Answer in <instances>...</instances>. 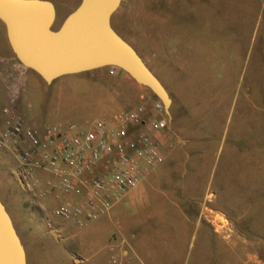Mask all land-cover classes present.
<instances>
[{"label": "rangeland", "instance_id": "374dc122", "mask_svg": "<svg viewBox=\"0 0 264 264\" xmlns=\"http://www.w3.org/2000/svg\"><path fill=\"white\" fill-rule=\"evenodd\" d=\"M48 1L56 7L54 29L81 2ZM124 3L125 9L113 15V27L123 34L124 28L117 22L124 23L125 39L145 58L151 70L165 69L163 75L157 76L173 101L170 110L173 128L180 129V120L184 118L190 123L189 135L180 136L181 142L174 148L175 160L167 167L159 165L154 174L193 177V184L172 187L180 193L185 186L192 188V199L184 202L188 211L193 212L191 217L200 220V235L194 233L186 244L180 241L171 250L161 249L162 261L198 264L202 238L208 242L202 264H264V108L253 106L257 92L264 96V0H124ZM0 67L4 69L2 74L19 81L34 75L14 54L6 55L1 42ZM172 67L178 79L184 78L183 83L174 81L176 85L172 86L173 81L166 74ZM114 70L115 74L127 75ZM114 75L110 77L116 79ZM223 77L227 87L232 84L240 93L237 105L234 103L232 108L218 102V83ZM89 82L86 78H74L60 87L56 82L49 89L51 94L61 88L72 92ZM27 85L37 91L31 83ZM262 103L264 106V99ZM8 106L10 98L0 83V111ZM102 119L94 118L90 123ZM224 131L225 149L220 147L217 154L214 147H219ZM229 144L236 148L232 153ZM186 155L188 161L183 159ZM18 168L16 158L0 150V198L15 221L18 211L10 205L6 194L18 185L15 177ZM160 240L164 242V238ZM43 260L46 263L50 259ZM84 264L108 263L90 257Z\"/></svg>", "mask_w": 264, "mask_h": 264}, {"label": "crops", "instance_id": "0c3cea01", "mask_svg": "<svg viewBox=\"0 0 264 264\" xmlns=\"http://www.w3.org/2000/svg\"><path fill=\"white\" fill-rule=\"evenodd\" d=\"M120 9H125V6H120ZM117 23L119 27L123 26L125 34V24ZM160 24L163 23L160 21ZM3 26L0 21V42L3 44L4 53L14 54ZM141 57L151 70L145 58ZM153 69L151 71L156 76L165 73L162 67ZM174 70L175 67H172L166 72L173 81L172 86L184 82V78L178 79L175 76ZM2 71L4 69L0 67V83L10 98V106L17 109L29 127L64 125L70 122L87 127L92 124L90 121L94 118L111 120L120 110L133 108L139 97L147 92L127 75L123 77L115 74L116 79L110 77L107 68L91 71L89 76L84 73L65 76L51 85L46 84L35 73L24 81H19L17 78L2 74ZM74 78H86L90 82L72 92L61 88L55 89L51 94L49 88L56 82L60 87V84H66L67 80ZM27 83H31L37 91H32ZM47 93L51 94V97H46ZM256 96L258 99H255L253 106L256 109L264 108L262 103L264 96L260 92H257ZM239 97L240 93L235 86L230 84L227 87L225 78L220 79L219 104L224 103L227 108L231 105L232 108L234 103L237 105ZM249 103L251 104L252 100ZM168 118V131L166 137L162 139L165 147L164 162L161 165L164 167L175 160L174 148L181 142L180 136L186 138L189 135L190 128L188 119L184 118L180 120V129L175 130L172 115H168ZM2 119L0 111V122ZM225 137L224 131L219 147H214L217 154L220 147L225 149ZM229 145L230 153L236 150L234 144ZM183 159L188 161V155ZM216 164L217 161L213 165L215 168ZM154 169L143 177L138 187L130 191L122 203L91 222L85 229H79L73 222L55 216L56 209L66 202L76 200L77 197L66 195L49 172L38 170L33 179H19L15 174L18 185L15 189L9 190L6 197L10 205L18 211L17 220H12L25 248L27 264H84L90 257H98L102 262L112 264L111 248L123 250L125 262L120 264H128V261L131 264H164L161 249L178 247L180 241L186 244L194 233L200 235L201 223L198 219L195 221L191 217L193 212H189L185 207L184 201L193 197L192 188L185 186L182 188L184 191L180 193L173 191L172 187L173 184H193V177L185 174L176 178L158 176L154 174ZM3 203L7 206L5 202ZM161 237L164 238V242L160 240ZM201 240L198 262L202 264L205 244L208 242L202 238ZM43 258L50 260L45 263Z\"/></svg>", "mask_w": 264, "mask_h": 264}, {"label": "built area", "instance_id": "2783aa9c", "mask_svg": "<svg viewBox=\"0 0 264 264\" xmlns=\"http://www.w3.org/2000/svg\"><path fill=\"white\" fill-rule=\"evenodd\" d=\"M110 74H115L114 68ZM2 116L0 150L16 158L18 178L33 179L38 170L49 172L66 195L77 197L56 209L55 216L79 229L122 203L149 171L164 162L162 139L169 118L149 92L133 108L87 127L71 122L29 127L12 106L5 107ZM111 252L112 264L125 262L123 250Z\"/></svg>", "mask_w": 264, "mask_h": 264}, {"label": "water", "instance_id": "95a60500", "mask_svg": "<svg viewBox=\"0 0 264 264\" xmlns=\"http://www.w3.org/2000/svg\"><path fill=\"white\" fill-rule=\"evenodd\" d=\"M122 0H81L58 29L48 0H0V21L17 60L46 84L103 68L125 72L171 115L172 99L138 52L112 27ZM0 264H27L26 251L0 198Z\"/></svg>", "mask_w": 264, "mask_h": 264}, {"label": "flooded vegetation", "instance_id": "af4514ba", "mask_svg": "<svg viewBox=\"0 0 264 264\" xmlns=\"http://www.w3.org/2000/svg\"><path fill=\"white\" fill-rule=\"evenodd\" d=\"M123 2H124V0H122V3H121V6L123 5V6H125V3L123 4ZM112 27H113V24H112ZM114 28V27H113ZM114 30H115V28H114ZM116 31V30H115ZM117 32V31H116ZM126 42H128L134 49H135V47L129 42V41H127L126 39H125V34H120L119 32H117ZM136 50V49H135ZM137 51V50H136ZM138 52V51H137ZM138 54H139V52H138ZM140 55V54H139Z\"/></svg>", "mask_w": 264, "mask_h": 264}, {"label": "trees", "instance_id": "16d2710c", "mask_svg": "<svg viewBox=\"0 0 264 264\" xmlns=\"http://www.w3.org/2000/svg\"><path fill=\"white\" fill-rule=\"evenodd\" d=\"M153 97H154L155 99H157L154 95H153Z\"/></svg>", "mask_w": 264, "mask_h": 264}]
</instances>
